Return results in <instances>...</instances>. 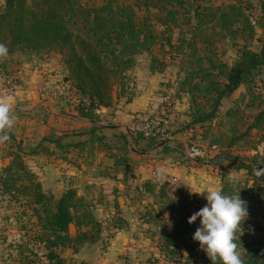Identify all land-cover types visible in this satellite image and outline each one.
<instances>
[{
  "label": "trees",
  "instance_id": "obj_1",
  "mask_svg": "<svg viewBox=\"0 0 264 264\" xmlns=\"http://www.w3.org/2000/svg\"><path fill=\"white\" fill-rule=\"evenodd\" d=\"M82 1L4 0L0 8V43L8 47L9 55L0 58V74L9 77L11 70L7 64L15 65L9 57L16 51L58 54L67 73L66 80L81 98L77 106L79 115L93 119L96 111L110 107L114 98L130 100L126 96V74L134 67L137 55L150 56L149 71L160 73L166 68L168 54V59H178L179 69L184 72L178 92L190 98V121L184 125L188 129L195 125L210 126L220 115L221 100L231 96L244 81V76L257 68L238 65L236 72L222 59L225 53L220 50L227 41L243 58L250 53L247 52L250 43L259 37L256 27L264 36L263 11L258 17H252L251 1L156 0L162 2L163 10H166L164 17L159 18L163 26L160 30L134 10V6L148 8V0H134L133 5L109 0L99 7H83ZM180 13L187 16L186 30L180 31V39L174 43L170 31L176 27ZM240 42L244 49L239 46ZM155 56H160L161 61L152 58ZM256 65L264 69V52L258 54ZM246 106L245 103L235 104L224 112V116L231 120L229 125H234L226 144L228 149L264 124V110L248 116L243 111ZM227 136L228 133L219 134L222 139ZM134 140L145 141L148 147L157 143L154 138H146L140 133L134 136ZM215 142L217 140L213 139L212 144ZM14 144L8 147V162L0 169V194L15 202L23 200V206L30 210L37 227L30 229L31 238L43 245L49 264H70L60 256L62 249L70 248L76 252L85 244L97 243L101 239V223L95 219L90 205L78 198L74 190H65L59 198L45 192L25 164L20 146L15 149ZM260 158L264 159V156H254L250 161L256 164L254 161ZM237 169H244L253 177V190L245 189L242 193L254 194L258 214L264 215V177H256L251 165L238 163ZM141 188L151 194L154 202L160 203V217L147 213L149 218L145 221L154 225L164 223L160 227L163 236L160 250L176 261L182 258L176 250L179 247L189 252L190 259L195 253V245L185 236L194 233L195 229L194 224L187 223L189 208L185 198L181 195L170 197L166 183L158 186L147 181ZM221 191L226 194V190ZM72 229L74 235L70 233ZM262 230L264 232V227ZM257 238L256 243H249L246 250L239 251L243 264H264V252L257 247L264 242V234ZM23 261L19 264H34L27 257ZM203 264H211L206 255Z\"/></svg>",
  "mask_w": 264,
  "mask_h": 264
},
{
  "label": "rangeland",
  "instance_id": "obj_2",
  "mask_svg": "<svg viewBox=\"0 0 264 264\" xmlns=\"http://www.w3.org/2000/svg\"><path fill=\"white\" fill-rule=\"evenodd\" d=\"M105 1L109 0H83L82 5L83 7H99ZM112 1L117 4L124 5H133L134 2V0ZM222 1L225 2L228 0H206V3H220ZM240 1L245 2L247 0ZM248 1H251L253 4V9L250 13L252 17H258L257 15L260 14L261 10L264 14V0ZM152 3L153 5L151 4V0H148V8L145 9L144 7L139 8V6H134V10L138 16L148 19L149 24L153 25L156 30L163 29L159 18L164 17L166 10H163L164 6L162 2L153 0ZM260 3H263L262 8L260 7ZM3 4L4 0H0V8ZM176 19V27H173L170 31L171 40L174 43H177L180 39V31L186 30L185 21L187 16L184 13H180ZM255 30L259 37L257 40L252 42L250 41L251 43L249 48L247 47L249 42L246 44V49L248 48L247 52H250L248 56L240 58L237 53L238 49L231 46V44L227 41L224 43L225 45L221 46L220 50H223L225 53L222 59L228 63L230 69L236 72H238V65L248 67L254 66L257 68L251 71V73L247 76H244V81L239 85L238 89L232 93L230 98L223 100V104L221 105L222 110H219L221 114L218 115L213 122H211L210 126L209 124L201 127L197 125V128L195 127L192 129L187 136L188 140L184 142L185 147L181 146L182 142H177L183 152H185V148L189 149L190 147H195L200 150L201 154L196 159H189L187 157L188 160L194 163H178L182 164L181 167H177L181 168V172H179L178 175L173 177H168L166 175L164 176L165 179H158L156 183L158 186L166 183L170 188V197L181 195L185 198L189 208L188 218L206 204V200L203 195L198 196L190 191H201L211 185L221 190H226L227 195L230 193L231 195L240 193V198L247 203L248 216L242 224V229L237 233V240H240L238 243L239 251L246 250L247 244L256 243L258 241L257 236L264 234L262 230L264 227V215L258 214L259 207L256 203V197L252 193H242L245 189L253 190V177L250 176L246 170L237 169L238 163L251 165L255 170L264 168V159H256V161H254L256 164H253L251 163L252 161H250V159L254 156H264V124L261 125L258 130L251 131L249 136H246L241 140H237L235 144L228 149L226 144L231 137L229 134L234 125H229L231 120L224 116L223 110L227 107H231L233 103L234 105H243V103H245L247 106L243 109V111L248 116L256 115L259 111L264 110V69L256 65V58L258 54H260L261 50L264 52V46L262 47L264 36L261 35V30L259 28L256 27ZM242 45L243 44L240 42L239 46ZM242 47V49L245 48V46ZM55 55L57 58H53ZM51 56L52 59L49 60V57ZM169 57L170 56L167 54L166 68L160 73H154L158 74L157 78L159 77V79L163 81L159 87L161 89L159 90V97L162 99L160 105L162 110L159 114H153L148 118L165 116L169 121V125L171 124L172 126V123L177 120V123L182 125L180 127H183V125H186L190 121V118L188 117V114L191 112L189 103L190 98L187 94H181L178 92L180 90V83L184 77V72L179 69L178 59H168ZM45 58L48 59V62L38 61L40 59L44 60ZM152 58L157 59V61H161L160 56ZM9 59H11L10 61L13 65L15 63L13 67L7 64L8 70H11V75L15 73V69L19 68L21 64L29 63L31 60H37L39 65L52 63L55 59L58 63H61L60 56L53 52L26 53L16 51L11 57H9ZM135 59L136 63L134 67L126 74V86H128V89H126V96L128 97L134 93L132 89H135V80H138L139 78L143 79L141 69H145V66L148 67V70L150 68V56L146 54H139ZM155 63L156 62L154 61L153 64ZM66 74V70L64 69L60 76ZM11 77V80H6L5 77V79H2L0 86L2 96L8 95L10 91L15 89L16 85L14 84V76ZM58 83L61 85L59 89L49 90L46 88L43 89L44 91H42V94H48L51 97H54L53 102L55 104L62 101L63 95L67 101L72 100V93L74 90L71 89L70 85L68 84V86L63 89V84L61 82ZM227 83L228 82H225V84ZM42 86L43 85H40L39 87ZM115 99L116 98H114V101ZM233 99H235V102L231 104ZM251 100L254 101L252 102ZM251 103H253V106H251ZM137 122H133L129 127V132L132 134V137L138 134L132 128ZM171 126L170 130L172 132L173 128H171ZM243 131L244 128H242L241 132ZM220 133H228L227 138L222 139L219 137ZM213 139L217 140L215 144H212ZM10 144H14V142L0 143V155L6 156V151ZM135 163V160L130 161V174L137 168ZM6 164L7 163H3L2 165L4 166ZM42 164L43 163H34L33 165L38 168L39 172ZM191 168L193 172L190 171ZM151 169L152 173L158 171L155 165H151ZM160 173L163 174V172ZM156 174V172L153 174L154 177L157 176ZM36 177L40 182L42 176L36 175ZM172 178L174 179V182L173 184H169L168 181L171 182ZM133 179H135L134 174L130 176L129 180ZM131 184H133V181H131ZM82 193L85 194L83 191ZM125 196L126 198L123 197V199L119 200V202L112 198L106 200L105 198L97 199L94 197L92 200H85L86 203L90 205L95 219L101 223V239L95 244L83 245L76 252L70 248L62 249L60 256L66 261V263L203 264L206 254L200 250L198 242L193 241V233L185 236L190 243L195 245V253L190 256V259H188L189 252H184L179 247L176 248V250L178 251V255H180L179 257L182 258L176 261L174 257L171 258L165 252L160 250L161 239L163 238L160 233V227L164 223L158 222L154 225L145 222L149 218V216L146 215L147 213L148 215L157 214L160 217V203L154 202L151 194L142 190L140 191L136 187L134 190H129L125 193ZM22 201L23 200L15 202L7 195L4 196L0 194V264H19L20 261L21 263L24 262L23 260L25 257L33 261L34 264H49L46 259V250L43 245H41L38 241H33L31 238L30 229L35 230L37 227L35 219L31 217L30 210L23 206ZM90 201H92V203ZM98 203L99 205L96 207L95 204ZM199 223V218L193 223L195 230L199 226ZM70 233L71 235H74V230L72 229ZM257 247L264 252V242H260Z\"/></svg>",
  "mask_w": 264,
  "mask_h": 264
},
{
  "label": "crops",
  "instance_id": "obj_3",
  "mask_svg": "<svg viewBox=\"0 0 264 264\" xmlns=\"http://www.w3.org/2000/svg\"><path fill=\"white\" fill-rule=\"evenodd\" d=\"M53 58H57L56 55ZM51 59L52 56L49 57ZM38 61L48 62V59ZM38 61L21 64L13 75L4 76L6 80L14 76L16 85L8 94L13 96L12 112L16 121L7 142L14 140L15 149L20 146L27 167L35 175L42 176V188L54 198L72 189L84 201L95 197L106 200L112 198L119 202L123 197L126 198L125 193L129 190L137 187L141 191L144 182L156 184L158 179L153 175L155 172L173 177L181 172V168L177 167L182 164L178 163H194L187 159L188 149L185 148L183 152L177 142H182L181 146L185 147L187 136L197 125L186 129L175 120L172 126L170 124L174 139L165 143L157 142L150 147L146 146L145 141H135L129 132L133 122L159 114L162 110L159 87L163 81L157 78L158 74L151 73L147 66L141 69L143 79L135 80L134 93L129 95L128 102L124 97L115 99L110 107L100 108L93 119H88L79 115L77 106L81 98L74 91L71 92L72 100L67 101L63 95L58 104L53 102L54 97L42 94L46 88L59 89L61 85L58 82L63 84V89L69 82L66 75L60 76L65 69L62 63L55 59L52 63L39 65ZM2 76L0 74V86L2 79H5ZM0 97H3L1 91ZM230 97L223 98L221 105L224 99ZM233 102L235 99L231 104ZM221 105L219 110H222ZM233 105L223 110V113ZM164 146L167 149L163 150ZM131 160H135L137 168L130 174ZM7 162L6 156L0 155V168ZM34 163H43L39 172ZM153 164L158 171L152 173ZM190 171L193 172L192 168ZM133 174L135 179L129 180ZM98 205L95 204L96 207Z\"/></svg>",
  "mask_w": 264,
  "mask_h": 264
},
{
  "label": "clouds",
  "instance_id": "obj_4",
  "mask_svg": "<svg viewBox=\"0 0 264 264\" xmlns=\"http://www.w3.org/2000/svg\"><path fill=\"white\" fill-rule=\"evenodd\" d=\"M9 49L0 43V58H6ZM13 96L0 97V143L10 139V130L13 128L16 117L12 112ZM157 179H165L157 172ZM258 178L264 177V168L254 170ZM198 196L203 195L206 204L193 213L187 223L193 224L199 218V226L193 233L192 239L198 242L211 264H243L237 244V233L248 216L246 201L236 195L224 194L221 189L208 186L202 191H190Z\"/></svg>",
  "mask_w": 264,
  "mask_h": 264
},
{
  "label": "built area",
  "instance_id": "obj_5",
  "mask_svg": "<svg viewBox=\"0 0 264 264\" xmlns=\"http://www.w3.org/2000/svg\"><path fill=\"white\" fill-rule=\"evenodd\" d=\"M132 128L144 137L154 138L161 143L170 142L174 139V135L170 130L169 121L165 116L143 119L138 121ZM200 154V150L195 147H190L187 151V157L189 159H196ZM171 180V182L168 181L169 184H173L174 179L172 178Z\"/></svg>",
  "mask_w": 264,
  "mask_h": 264
}]
</instances>
